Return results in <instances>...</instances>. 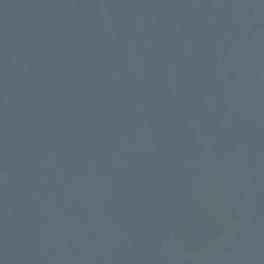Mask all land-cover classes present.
Here are the masks:
<instances>
[{"label": "water", "instance_id": "water-1", "mask_svg": "<svg viewBox=\"0 0 264 264\" xmlns=\"http://www.w3.org/2000/svg\"><path fill=\"white\" fill-rule=\"evenodd\" d=\"M0 264H264V0H0Z\"/></svg>", "mask_w": 264, "mask_h": 264}]
</instances>
